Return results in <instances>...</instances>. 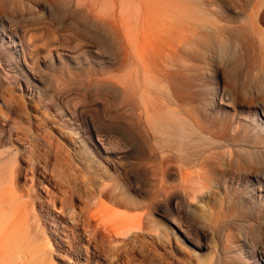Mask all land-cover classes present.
<instances>
[{
  "label": "rangeland",
  "instance_id": "rangeland-1",
  "mask_svg": "<svg viewBox=\"0 0 264 264\" xmlns=\"http://www.w3.org/2000/svg\"><path fill=\"white\" fill-rule=\"evenodd\" d=\"M252 11L250 0H0V238L13 224L21 240L13 253L26 252L33 237L46 264H76L72 248L81 243L91 256L83 264H262L264 1L254 23ZM10 40L36 62L39 82L26 77ZM133 54L141 59L148 119L132 95ZM16 103L23 105L17 115ZM180 108L185 114L167 111ZM160 114L188 122L185 143L164 140ZM56 145L71 154L69 167L56 164ZM69 168L81 188L90 174L98 189L113 186L116 200L102 196L96 209L128 224L114 251L86 247L80 226L74 239L67 232L68 248L59 240L61 224L74 223L66 215L54 222L57 233L50 226L58 215H46L43 191L60 197L71 190L57 177ZM82 205L76 195L65 208ZM60 206L56 200L53 209Z\"/></svg>",
  "mask_w": 264,
  "mask_h": 264
},
{
  "label": "bare ground",
  "instance_id": "bare-ground-1",
  "mask_svg": "<svg viewBox=\"0 0 264 264\" xmlns=\"http://www.w3.org/2000/svg\"><path fill=\"white\" fill-rule=\"evenodd\" d=\"M206 1V0H205ZM244 1V0H243ZM246 1V0H245ZM264 0H250V2H253V11H252V22L254 23L255 19H256V14H257V8L259 6L262 5ZM249 2V1H247ZM246 2V3H247ZM245 3V2H244ZM249 5V4H248ZM138 8V7H137ZM135 9V8H134ZM121 15V14H120ZM133 15V14H132ZM136 17V16H135ZM121 18V16H120ZM134 18V17H133ZM137 18V17H136ZM135 19V18H134ZM133 20V19H132ZM68 23V22H67ZM71 23V22H70ZM6 25V24H5ZM13 25V24H12ZM66 26V25H65ZM69 27V24L67 25ZM131 26V25H130ZM3 27V26H2ZM121 27V26H120ZM119 27V28H120ZM132 27V26H131ZM134 27V26H133ZM71 28V27H69ZM5 29V27L3 28ZM8 29V25H7V28ZM5 29V30H6ZM11 29V28H10ZM15 29V28H14ZM220 29V28H219ZM1 30V29H0ZM4 30V31H5ZM72 30V29H71ZM118 30V28H117ZM15 31V30H14ZM45 31V30H44ZM3 32V30H2ZM1 32V33H2ZM18 34V33H17ZM12 38H14L16 36V33H11L10 34ZM58 35V34H57ZM18 36V35H17ZM3 37V36H2ZM36 37V36H35ZM19 38V37H18ZM46 38V37H45ZM2 39V38H1ZM9 39V38H8ZM20 39V38H19ZM16 40V39H15ZM9 41V40H8ZM37 41V40H36ZM45 41V40H44ZM118 41V40H117ZM2 42V41H1ZM12 42L7 48H15V51L17 55V58H18V64L22 67V70H24V72L27 74L26 77L28 76L31 80H36L39 82V80L41 79L38 75H37V72L35 70V66H37L36 62L29 57V56H26L25 55V52H24V48L22 46H19L21 45V42L18 40L17 42L18 43H15L14 41H11ZM45 43V42H43ZM42 43V44H43ZM53 43V42H52ZM64 43V42H63ZM62 43V44H63ZM2 44V43H1ZM3 45V44H2ZM5 46V45H4ZM7 46V45H6ZM5 46V48H6ZM1 47V46H0ZM17 47H20L19 49H17ZM25 47V46H24ZM28 47V46H27ZM214 47L216 49H218L221 52H225L226 51V48L224 46L223 43H219V44H216L214 45ZM55 48V47H54ZM53 48V49H54ZM58 48V46H57ZM60 48V47H59ZM93 49V48H92ZM62 50V49H61ZM52 51V50H51ZM13 52V51H12ZM43 52V51H42ZM59 52V51H58ZM57 52V53H58ZM73 52V51H72ZM86 52V51H85ZM89 52V51H88ZM71 53V51H70ZM76 53V52H75ZM93 53V52H92ZM63 54V53H62ZM73 54V53H72ZM95 54V53H94ZM99 54V53H98ZM98 54H95V55H98ZM153 54L154 56L156 57L158 54H157V51L156 49L153 51ZM12 55V54H11ZM34 55V54H33ZM59 55V54H58ZM75 55V54H74ZM78 55V54H77ZM87 55V54H86ZM93 55V54H92ZM4 56V55H3ZM76 56V55H75ZM94 56V55H93ZM6 57V56H5ZM33 57V56H32ZM57 57V55H56ZM77 57V56H76ZM2 58V57H0ZM50 58V57H49ZM62 58V57H61ZM75 58V57H74ZM78 58V57H77ZM77 58L75 60H77ZM100 58V57H99ZM103 58V57H102ZM38 59V58H37ZM58 59V58H56ZM81 59V58H80ZM5 60V59H4ZM3 60V62L1 63H4L5 61ZM15 60V59H14ZM17 60V59H16ZM51 60V59H50ZM73 60V61H75ZM87 60V59H86ZM85 60V61H86ZM132 60H133V71H132V95L133 97L135 98L136 96L140 99L141 98V101H142V104L145 108V112H146V106L148 105L147 104V99H148V91L146 89V86H145V89L140 93L139 92V88H140V74H139V65H140V62H141V59L139 58L138 54H133L132 56ZM7 61V59H6ZM39 61V60H38ZM65 61V59H64ZM43 62V60H42ZM84 62V61H83ZM99 62V61H98ZM103 62V61H102ZM148 62V60H147ZM82 63V62H81ZM36 64V65H35ZM39 64V63H38ZM52 64V63H51ZM74 64V63H73ZM126 64V63H125ZM149 65V63H148ZM40 66V65H39ZM20 69V68H19ZM42 69V67H41ZM2 70V69H1ZM3 71V70H2ZM42 71V70H41ZM66 71V70H65ZM23 72V73H24ZM40 72V71H39ZM74 72V71H73ZM63 73V72H62ZM127 75V74H126ZM41 76V75H40ZM124 76V75H122ZM27 77V78H28ZM42 77V76H41ZM28 80V79H27ZM26 80V82H27ZM143 81L145 80L146 82V77L143 76ZM29 82H27L26 84H28ZM111 83V82H110ZM30 84V83H29ZM115 84V83H114ZM148 84V82H146V85ZM34 85V83L32 84ZM31 85V86H32ZM48 85V83H47ZM28 86V85H27ZM45 86V85H44ZM110 86V85H109ZM20 87V86H19ZM29 87V86H28ZM35 87V86H34ZM129 87V86H128ZM33 88V87H32ZM126 89V87H125ZM23 90V89H21ZM25 90V89H24ZM27 90V89H26ZM31 90V89H30ZM129 92V91H128ZM62 94V93H61ZM43 95V93H42ZM129 95V94H128ZM226 95V94H225ZM9 97L10 98H13L12 94H9ZM40 98V97H39ZM39 98L37 100H39ZM129 98V97H128ZM2 100V99H1ZM60 100V99H58ZM174 100V99H173ZM128 104H129V100H128ZM174 104V102H173ZM41 105V104H40ZM43 105V104H42ZM49 106V105H48ZM15 109H14V113L17 115L18 111L22 110L23 109V105L21 103H16L15 105ZM124 107V106H123ZM180 107V106H179ZM129 109V108H128ZM180 110L182 111V108H180ZM13 111V110H12ZM35 111V110H34ZM84 111V109H83ZM168 113L170 114V116H173L175 117L176 115L178 114H185L184 111H176L175 109H168L167 110ZM1 113V111H0ZM64 113V112H63ZM129 113V112H128ZM264 113V112H263ZM130 114V113H129ZM261 114V113H260ZM69 115V114H68ZM263 117H264V114H262ZM261 115V116H262ZM65 116V115H64ZM73 116V115H72ZM48 117V116H47ZM78 117V116H77ZM262 117V118H263ZM146 118L148 119V115H147V112H146ZM158 121H159V129L161 132H163V134L165 135L164 137V140L167 142V141H171L173 143L175 142H182V143H185V141H187L188 139V122H186L185 119L183 118H176V119H173L171 121L169 120H164L162 118V115L160 114L159 117H158ZM47 119V118H46ZM128 119V118H127ZM4 122V121H3ZM81 122V121H80ZM91 122V121H90ZM2 123V122H1ZM11 123V122H10ZM92 123V122H91ZM99 123V122H98ZM102 123V122H101ZM126 124V122H124ZM87 124V123H86ZM94 124V123H93ZM93 124L91 125L93 127ZM257 124V123H256ZM13 125V124H12ZM88 125V124H87ZM99 125V124H98ZM109 126V124H108ZM257 126H260L263 130H264V121L263 120H259L258 121V124ZM54 127V126H53ZM98 127V126H97ZM109 128V127H108ZM94 129V128H93ZM198 129L200 132H203L204 130V127H201V125L199 124L198 125ZM84 130V129H83ZM108 130V129H107ZM7 131V130H6ZM110 131V130H109ZM9 132V131H8ZM13 132V131H12ZM10 132V133H12ZM86 132V131H85ZM90 132V131H89ZM100 132V131H99ZM111 132V131H110ZM140 131H138L139 133ZM84 133V132H83ZM118 133V132H117ZM5 134V133H4ZM111 134V133H110ZM13 135V134H12ZM31 135V134H30ZM91 135V133H90ZM116 135V133H115ZM89 136V135H88ZM93 136V135H92ZM104 136V135H103ZM102 136V137H103ZM23 137V136H22ZM95 137V136H94ZM97 137V136H96ZM91 138V137H90ZM116 138V137H115ZM147 138V137H146ZM12 139V138H11ZM221 139V138H220ZM13 140V139H12ZM105 140V139H104ZM113 140V139H112ZM89 143V142H88ZM109 143V142H108ZM245 143V142H244ZM48 144L50 146H53L54 144L52 142H48ZM22 145V144H21ZM105 145V144H104ZM169 145V144H168ZM56 147V152H55V162L57 165H60V166H68L72 164V161H71V154H69L68 151L64 150L62 146H55ZM245 147V146H244ZM99 149V148H98ZM21 150V149H20ZM77 150V149H76ZM100 150V151H99ZM97 150V148H95V152L98 154V156H107L108 155V151L104 148H101ZM24 151V150H23ZM201 152V151H200ZM199 152V153H200ZM16 153H14L15 155ZM96 154V155H97ZM110 154V153H109ZM201 154V153H200ZM199 154V155H200ZM7 155H10L7 153ZM6 155V156H7ZM93 155V154H92ZM91 155V156H92ZM198 155V156H199ZM5 156V157H6ZM112 157V156H111ZM152 157V156H151ZM104 158V157H103ZM114 158V157H113ZM140 158V157H139ZM166 158V157H165ZM4 157H3V153H0V170L3 171V167L2 165H4L6 162L3 160ZM8 159V158H7ZM91 159V158H90ZM157 159V158H156ZM92 161V160H91ZM107 161V160H106ZM155 161V160H154ZM23 162V161H22ZM116 162V161H115ZM153 162V161H152ZM126 163V162H125ZM55 163H53L54 165ZM115 164V163H114ZM118 164V163H117ZM165 165V164H164ZM113 166V165H112ZM119 166V165H118ZM132 166V165H131ZM56 167L55 165L53 166V168ZM163 167V166H162ZM17 169V168H16ZM109 169V168H108ZM125 169V168H124ZM168 170V168H165ZM70 168L68 170H66L65 172H61L60 174L57 173V177L58 179L60 180V183H61V180H63L64 182L67 183L68 186H71V190L69 191H65L63 192V194H60V197H56L54 196L51 192H49L48 190L43 191L44 192V195H43V200H42V205H44L46 208V215H58L57 217L58 218H53L51 219V224L50 226L51 227H54L56 229V233L58 231V229L60 228H57V226L54 224V222L56 220H58L60 222L61 219H63V217L65 218V215L66 217H68L69 219H72V221L74 222L72 225H71V228H66L65 226H62L61 224V230L59 232V234L62 236V237H59L57 236V234L55 233L54 235H56L57 237H59V240L62 242V243H65L66 246L68 248H71V244L69 242V235L67 234V232L70 233L71 235V238L74 239V230L75 228H79V226L81 227L80 229H82V233H83V237H84V241L86 242V247H91L93 250L95 251H99L101 249V247L105 246V249H107V251H114L115 250V245L113 244L115 239H116V236L119 234V232H124V233H120V234H128V228H127V225H122L120 226V224L118 223H115L113 222L112 220L114 219V217L112 218V220H110L106 215H101V212L96 209V206H98L100 203H101V197H105V198H109L110 200H116V196L114 195L113 191V186H110V188L106 191L104 190L105 186L104 185H101V182H100V185L101 187L98 189L97 186L95 185L96 184V181H95V174H90V176H87L86 180H84L85 182H88L87 184V187L85 186L84 188H81L79 186H77V180H78V177L73 175L71 176L70 172H69ZM166 170V171H167ZM176 170V169H175ZM12 171V169H11ZM127 171V170H126ZM170 171V170H169ZM43 172V171H42ZM165 172V171H164ZM171 172V171H170ZM27 173V172H26ZM258 173V172H257ZM261 173V172H260ZM29 174V173H28ZM35 174V173H34ZM41 174V173H40ZM116 174V172H115ZM144 174V173H143ZM27 175V174H26ZM167 175V174H166ZM260 175V174H259ZM262 175V173H261ZM134 176V174H133ZM257 176V175H256ZM262 177V176H261ZM44 180H45V177H43ZM166 178V176H165ZM164 178V179H165ZM258 178V176H257ZM41 179V178H39ZM84 179V178H83ZM108 180V179H107ZM106 180V181H107ZM40 181V180H39ZM36 182L35 180H31V183H32V187L34 188H39L38 186H36V184H40L42 183V179H41V182ZM47 181V180H45ZM168 181V180H167ZM262 181V180H261ZM49 182V181H48ZM166 182V181H165ZM258 182V181H257ZM260 183V181H259ZM263 183V182H262ZM84 184V183H83ZM104 184V183H102ZM162 184V183H161ZM258 184V183H257ZM44 185V183H43ZM53 185V184H52ZM82 185V184H81ZM107 186V184H106ZM164 186V185H163ZM132 187V186H131ZM51 188V187H50ZM108 188V187H107ZM167 189V188H166ZM134 190V189H132ZM164 191V189H162ZM258 190H263L264 191V184L263 185H260V188H258ZM57 191V190H55ZM159 191V190H158ZM68 192L67 194H64ZM165 192V191H164ZM257 192V191H256ZM61 193V192H60ZM163 193V192H162ZM161 193V194H162ZM187 193V192H186ZM181 194V193H180ZM56 195V194H55ZM76 195H79L81 197V200H82V207L79 209V211H77L75 209V207H71V209H67L65 208V205L66 203L73 199L74 196ZM169 195V193L167 194ZM188 195V194H187ZM160 196V195H159ZM175 197V196H174ZM183 197V196H182ZM58 201L60 203V208L57 210V209H53V206H54V203L55 201ZM124 200L126 203L128 204H131V199L130 197H127L125 194H124ZM174 200V199H173ZM6 201V200H5ZM183 201V200H181ZM39 203V201H38ZM58 204V203H57ZM38 205V204H37ZM177 205V204H176ZM59 206V205H58ZM164 206V205H163ZM142 207V206H141ZM43 208V207H42ZM140 208V207H139ZM18 209V208H17ZM38 209V208H36ZM45 215V214H44ZM245 216V215H244ZM243 216V217H244ZM34 217V216H33ZM36 220H35V223L37 224L38 227L39 226V221H38V216L36 215L35 216ZM246 218V216H245ZM33 219V218H32ZM31 219V220H32ZM116 219V218H115ZM239 219V218H238ZM33 221V220H32ZM122 221V220H121ZM120 221V222H121ZM258 221V220H257ZM16 220L12 223H15ZM172 223L174 224V226L176 227V229L178 230V233H180V235L184 238H186L188 241H189V237L187 236V233L185 232V227L184 229L180 226V225H177L175 224L173 221ZM123 224V222L121 223ZM60 225V224H59ZM182 225V224H181ZM47 226V225H46ZM49 227V226H48ZM130 227V225H129ZM38 229V228H37ZM46 229V228H44ZM51 230V229H50ZM54 230V229H53ZM79 231V230H78ZM187 231V230H186ZM250 231V230H249ZM6 232V236L8 235V238L4 236H2V238H0V264H46L45 263V250H43L42 247L38 246V244H36V240L35 238H30L28 243L26 244V248H28V250L26 252H21L20 253H13L11 251V249L13 250L14 248H20L19 247V244H20V241L18 239V236H17V233L16 231L14 232V226L13 224H11L10 227H8V229L5 230ZM4 232V233H5ZM198 232V231H197ZM248 232V231H247ZM46 233V232H45ZM81 233V234H82ZM201 233V232H200ZM261 233V232H260ZM76 237V236H75ZM82 237V238H83ZM7 238V240H6ZM4 240H6V247L8 248V250L6 249L5 250V253L2 255L1 257V253H3V250L6 248L3 244ZM81 242V241H80ZM191 242V241H190ZM195 247L197 248H201V246L199 244H195L193 242H191ZM75 244V243H74ZM60 245V244H59ZM58 245V246H59ZM63 246V245H62ZM74 251L76 252V264H83L81 263V258L83 257L84 260L86 261H89V257L91 256H88V253L85 249V246L81 243L80 245H76V246H73ZM104 249V248H103ZM262 249V248H261ZM80 250H82V256L80 255L79 256V252ZM86 251V252H85ZM90 251V250H89ZM17 252V251H16ZM91 252V251H90ZM77 253H78V257H77ZM262 256V255H261ZM124 261V260H123ZM260 263L264 264V256H262L259 260ZM47 264H51V262L47 263Z\"/></svg>",
  "mask_w": 264,
  "mask_h": 264
}]
</instances>
